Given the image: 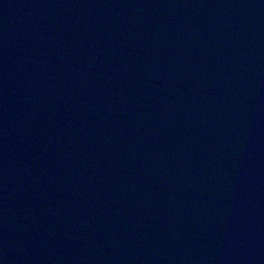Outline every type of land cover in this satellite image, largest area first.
Returning <instances> with one entry per match:
<instances>
[{"label":"water","instance_id":"1","mask_svg":"<svg viewBox=\"0 0 264 264\" xmlns=\"http://www.w3.org/2000/svg\"><path fill=\"white\" fill-rule=\"evenodd\" d=\"M0 264H264V0H0Z\"/></svg>","mask_w":264,"mask_h":264}]
</instances>
